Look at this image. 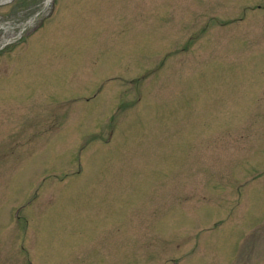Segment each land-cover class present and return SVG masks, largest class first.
I'll return each mask as SVG.
<instances>
[{"label":"rangeland","instance_id":"rangeland-1","mask_svg":"<svg viewBox=\"0 0 264 264\" xmlns=\"http://www.w3.org/2000/svg\"><path fill=\"white\" fill-rule=\"evenodd\" d=\"M0 264H264V0H0Z\"/></svg>","mask_w":264,"mask_h":264}]
</instances>
